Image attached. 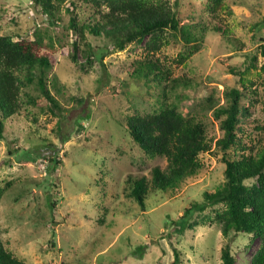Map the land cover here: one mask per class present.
<instances>
[{"label": "rangeland", "instance_id": "obj_1", "mask_svg": "<svg viewBox=\"0 0 264 264\" xmlns=\"http://www.w3.org/2000/svg\"><path fill=\"white\" fill-rule=\"evenodd\" d=\"M76 2L79 20L86 19L90 8ZM208 2L177 0L175 5L186 23L210 27L200 50L179 64L178 54L186 46L172 40L154 57L171 77L186 82L169 92L168 101L205 123L211 150L199 155L203 166L195 175L175 188L149 192L142 210L128 196V177L150 179L154 166L167 165L163 157H149L123 122L125 115L159 110L163 101L153 83L127 80L125 69L145 57L143 44L117 50L106 38L88 36L104 54L102 63H87L79 51L73 62L64 52L73 50L64 8L51 26L31 0H0V35L32 39L34 26L48 27L59 47L47 83L60 108H53L32 84L36 104H22L0 137V235L14 256L28 264H170L177 249L182 264L221 262L227 242L223 225L207 221L220 205L192 212L189 220L198 224L182 234L172 226L186 208L201 203L204 194L217 190L224 180L222 152L214 145L223 133L212 109L202 106L207 97L220 105L224 91H243L240 103L250 113L238 124L237 135L253 153L264 149V74L259 72L264 0H224L225 9L215 16ZM213 25L228 32L215 31ZM244 71L253 81L246 89L240 80ZM230 236L235 264H249L257 240L242 232Z\"/></svg>", "mask_w": 264, "mask_h": 264}, {"label": "trees", "instance_id": "obj_2", "mask_svg": "<svg viewBox=\"0 0 264 264\" xmlns=\"http://www.w3.org/2000/svg\"><path fill=\"white\" fill-rule=\"evenodd\" d=\"M31 1L51 26L60 20L62 8L68 12L66 29L73 34V50H65L64 45L60 47L73 62H77L76 51H79L85 56L87 63H94L97 59L102 63L104 54H99L100 51L93 47L88 36L106 38L117 50H123L130 44H143L145 57L132 61L125 69L127 80L153 83L159 89L158 95L163 101L159 110L125 115L123 122L132 140L149 157H163L167 165L164 169L154 166L150 179L144 176L128 177V196L144 210L149 192L175 188L185 177L195 175L203 166L199 155L211 150L212 141L207 139L206 125L202 120H198L193 114L186 116L175 102L168 101L169 92L186 82L171 77L170 70L154 54L172 40L182 41L186 49L178 54L176 61L184 64L200 50L205 31L210 27L201 22L186 23L175 7L177 0H80L91 10L90 15L83 20H79L75 12L76 1L79 0ZM67 1L69 5L65 6ZM225 7L224 0H209L207 4L213 16ZM211 28L222 34L228 32L219 25ZM32 35V39L0 35V137L3 136L6 122L19 114L22 104H36L37 100L29 90L32 84L37 86L42 97L53 108H60L47 83L48 73L55 66L59 47L48 27L34 26ZM260 52L263 63L259 72L264 74V45L260 47ZM244 74L245 71L240 73V80L246 89L248 83L249 86L253 85V81L244 77ZM167 81L171 84L168 85ZM56 82L54 79L51 84ZM223 95V104L216 105L211 97H207L206 103H202L203 107L212 109L223 133L214 143L222 152L225 165L223 183L214 192H206L201 203H192L186 208L179 220L173 223L172 230L182 234L198 224L189 220L192 212L220 205L212 216H207L209 223H222V235L227 238L220 252L219 264H235L230 234L239 232L248 234L251 240H257V247L249 264H264V149L253 153L237 135L238 124L250 113L248 106L240 103L243 91L232 87L224 91ZM50 160L54 164L58 162L56 159ZM248 180L253 182L246 183ZM3 191V188L0 189V198ZM0 264H28L13 255L5 246L1 235ZM170 264H182L177 249L173 251Z\"/></svg>", "mask_w": 264, "mask_h": 264}]
</instances>
